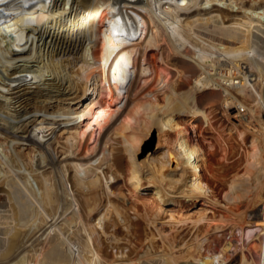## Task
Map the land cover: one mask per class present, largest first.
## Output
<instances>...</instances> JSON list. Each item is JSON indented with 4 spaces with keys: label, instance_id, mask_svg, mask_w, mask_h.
I'll list each match as a JSON object with an SVG mask.
<instances>
[{
    "label": "bare ground",
    "instance_id": "bare-ground-1",
    "mask_svg": "<svg viewBox=\"0 0 264 264\" xmlns=\"http://www.w3.org/2000/svg\"><path fill=\"white\" fill-rule=\"evenodd\" d=\"M158 62L173 78L142 87ZM209 87L238 111L235 163L196 135ZM212 182L234 205L216 246L203 209L181 208ZM258 205L264 0H0V264H264Z\"/></svg>",
    "mask_w": 264,
    "mask_h": 264
},
{
    "label": "rangeland",
    "instance_id": "rangeland-1",
    "mask_svg": "<svg viewBox=\"0 0 264 264\" xmlns=\"http://www.w3.org/2000/svg\"><path fill=\"white\" fill-rule=\"evenodd\" d=\"M119 10L120 9H118L117 12H115V16L121 14ZM187 64L189 66H192L193 68L191 67L185 70V76H184V79H186L184 81L185 83L191 81L192 79L191 75H193V72L191 71H193L194 69V65L191 62H187ZM174 74H175L174 71L167 69L164 65L158 62L155 66V70L153 72H150V74L146 77V79L145 78L142 79L139 84L140 85L142 84V87H145L147 85L148 86L166 85L173 78ZM29 86L31 87L30 89L34 88L33 85H29ZM219 94H220L219 91L213 90L211 87H209L207 90L205 89L203 92L197 94L195 99L192 101L191 105H189V107L193 109L198 105L199 114L210 113V118L212 121L211 125L213 126L212 128L208 124H206L205 118L203 115H201L194 121V125H195V132L197 133L196 135H199L200 139L202 138L201 135L207 137V140H209L211 143V147H212L211 155H210L211 161L213 163H217V161L219 160L221 161L227 157L228 159L234 162L237 158V152L236 151H232V153L230 152H231L232 145L236 147V144L234 142L235 134L232 133V135L229 136L227 134L229 132L227 128L230 126V123L237 122V118L235 117V115L238 113V111L235 110V108L227 109L223 107V105H221L219 101L220 100ZM103 99H102V102H100L101 100L98 101V104L96 105L94 110L91 112L92 119L96 117V120H99L100 117L102 116V113H100V111L103 110L104 107H101V105L102 103L107 101L106 98H103ZM12 103H14L15 106L17 105L16 107L18 110L19 103L16 100L12 101ZM223 142H225V144H227L228 146L226 150H224ZM224 152H226V155L224 154ZM121 183H122L121 180H118L113 185L117 186V185H121ZM211 190H212L213 196L211 195L209 199H212V200L198 199L196 203L194 204H190V203L183 204L182 203L181 208L183 209V212H182L183 214H189V213L195 212L198 210V208L203 209V212L205 213L203 223L206 226V229L208 230L206 232L207 234H205V237L207 239L206 242L211 243V246H214L215 243H217L218 240L223 239L229 231L230 220H228L227 217L230 214L229 208H231V206L233 207L234 205L227 204L221 198L222 185L220 184V182H214L211 186ZM140 198L147 199L148 196L144 193L140 196ZM205 201L207 202L204 204ZM239 206H241L240 210H242L245 207V205H243V202H241ZM257 207L258 208H255L256 211H258V213H260V215L263 218V213H264L263 206L258 205ZM176 209H180V208L177 207ZM175 218L177 219V217ZM164 219L165 218H162L161 219L162 221L161 220L160 221L165 222V220H168L169 218L166 217V219L165 220ZM160 224L161 223H158V226L162 227V232L164 234H169V235L173 233L172 231H176V230L179 231L180 234H184L186 233L188 229L186 225H183V226L181 225L180 227L176 229H172L171 226L173 227V225L170 223H169L170 226L168 223L164 224L163 226L162 224L161 225ZM248 244H245V245H247V247H250L252 243L249 242ZM239 257H240V254L239 252H237L225 264H240Z\"/></svg>",
    "mask_w": 264,
    "mask_h": 264
},
{
    "label": "water",
    "instance_id": "water-1",
    "mask_svg": "<svg viewBox=\"0 0 264 264\" xmlns=\"http://www.w3.org/2000/svg\"><path fill=\"white\" fill-rule=\"evenodd\" d=\"M154 142H155V138H154V136H153V137L150 139V141L147 143V145L145 146V149H144V150H146V149H151V148L153 147Z\"/></svg>",
    "mask_w": 264,
    "mask_h": 264
},
{
    "label": "built area",
    "instance_id": "built-area-1",
    "mask_svg": "<svg viewBox=\"0 0 264 264\" xmlns=\"http://www.w3.org/2000/svg\"><path fill=\"white\" fill-rule=\"evenodd\" d=\"M240 110H241V108H239ZM242 112V111H241ZM192 139L193 140H195V139H197V137H195L193 134H192ZM195 141H197V140H195Z\"/></svg>",
    "mask_w": 264,
    "mask_h": 264
}]
</instances>
